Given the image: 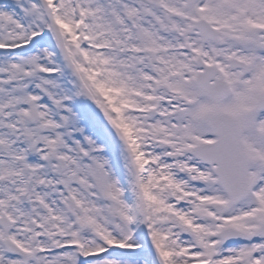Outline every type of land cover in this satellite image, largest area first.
<instances>
[{"label": "snow or ice", "instance_id": "1", "mask_svg": "<svg viewBox=\"0 0 264 264\" xmlns=\"http://www.w3.org/2000/svg\"><path fill=\"white\" fill-rule=\"evenodd\" d=\"M0 264H264V0H0Z\"/></svg>", "mask_w": 264, "mask_h": 264}]
</instances>
